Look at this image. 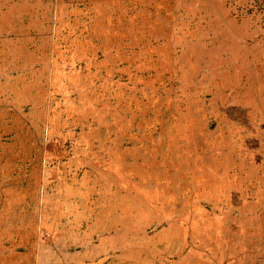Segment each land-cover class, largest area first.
Masks as SVG:
<instances>
[{
  "label": "rangeland",
  "instance_id": "374dc122",
  "mask_svg": "<svg viewBox=\"0 0 264 264\" xmlns=\"http://www.w3.org/2000/svg\"><path fill=\"white\" fill-rule=\"evenodd\" d=\"M0 264H264V0H0Z\"/></svg>",
  "mask_w": 264,
  "mask_h": 264
}]
</instances>
